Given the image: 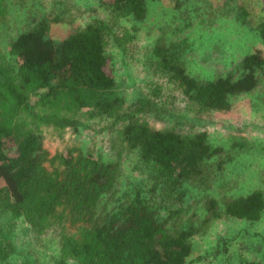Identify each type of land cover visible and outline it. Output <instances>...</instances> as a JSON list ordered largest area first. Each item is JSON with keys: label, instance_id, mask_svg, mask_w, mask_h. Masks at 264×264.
I'll use <instances>...</instances> for the list:
<instances>
[{"label": "rangeland", "instance_id": "obj_1", "mask_svg": "<svg viewBox=\"0 0 264 264\" xmlns=\"http://www.w3.org/2000/svg\"><path fill=\"white\" fill-rule=\"evenodd\" d=\"M103 2L0 0V78L11 83L17 80L10 45L19 34L43 22L50 38L58 41L95 20H106L111 29L106 41L114 63V93L124 103L122 107L127 110L132 103L147 102L150 106L140 107L139 118L157 127L203 133L216 153L201 164L196 175L172 185L156 170H146L148 166L134 153L115 146L110 132L103 131L106 123L97 109L37 110L44 118L38 126L48 153L44 163L48 171H63L57 157L67 151L74 161L92 157L112 165L113 172L99 183L103 188L89 201L79 206L75 197L74 203L57 206L66 217L65 229L74 231L80 219L85 220L82 226L103 225L141 189L143 200L156 210V219L168 234L176 237L191 232L186 264H264V211L256 222L238 220L225 212L230 202L253 192H260L264 202V65L255 73L254 89L232 98L229 111H199L161 60L164 55L198 82L228 74L237 78L245 57L258 53L264 60V44L257 30L264 22V0H151L142 19L116 21ZM155 47L161 49V58L153 53ZM8 98L0 86V119ZM124 109L116 113L124 114ZM22 114L11 115L9 126L35 127L31 126L33 119ZM53 114L80 121L78 132L49 126ZM152 171L159 176L149 175ZM71 218L76 220L73 224ZM0 233L2 244L9 246V264H58L61 239L52 229L37 238L27 222L0 210ZM65 264L77 263L67 259Z\"/></svg>", "mask_w": 264, "mask_h": 264}, {"label": "trees", "instance_id": "obj_2", "mask_svg": "<svg viewBox=\"0 0 264 264\" xmlns=\"http://www.w3.org/2000/svg\"><path fill=\"white\" fill-rule=\"evenodd\" d=\"M148 1L151 0H104L102 5L114 21L140 20ZM257 30L264 44V22ZM110 31L107 21L99 19L57 41L50 38L48 26L41 22L19 34L10 45L17 80L11 83L0 78V86L9 97L7 110L0 119V210L27 222L37 238L49 229L58 233V264H65L67 259L77 264H186L191 232L176 237L168 234L163 223L157 221L156 210L143 200L146 197L141 189L124 210L103 225L82 226L79 224L85 220L80 219L70 232L65 229L66 217L61 210L58 212L57 206L60 208L67 201L74 203L75 197L79 206L89 201L92 194L103 188L99 183L113 172L112 165L92 157L74 161L71 151H67L57 157L63 171H48L44 166L48 153L38 126L44 118L37 115V110L97 109L106 123L103 131L110 132L109 139L116 141L115 146L134 153L143 166H148L146 170H156L169 178L172 185L196 175L201 164L216 153L203 133L157 127L139 118L140 107L150 106L147 102L132 103L127 110L122 107L124 103H119L114 93V63L107 53ZM160 51L153 49L161 58ZM162 56V66L175 73L184 95L199 111H229L232 98L254 89L255 73L264 65L258 53L252 54L243 59L237 78L228 74L214 81L198 82ZM32 97L35 99L30 100ZM122 108L126 111L118 115L116 110ZM17 112L24 113L23 118L33 119L31 126L35 127L26 129L16 123L9 126V117ZM52 118L54 122L48 120L49 126L55 124L78 132L80 121L56 114ZM153 171L149 175L159 176ZM174 187L172 190L176 191ZM263 211L260 192L236 199L225 208L230 217L249 222L258 221ZM75 221L70 220L71 224ZM3 244L1 239L0 264H9V246Z\"/></svg>", "mask_w": 264, "mask_h": 264}]
</instances>
